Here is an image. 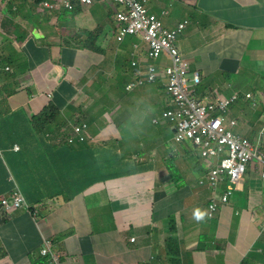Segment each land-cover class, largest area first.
Returning a JSON list of instances; mask_svg holds the SVG:
<instances>
[{
    "label": "crops",
    "instance_id": "crops-1",
    "mask_svg": "<svg viewBox=\"0 0 264 264\" xmlns=\"http://www.w3.org/2000/svg\"><path fill=\"white\" fill-rule=\"evenodd\" d=\"M147 7L168 29L189 21L176 45L204 80L227 59L248 69L243 87L257 73L247 91L262 97L264 112V0H149ZM38 8L35 0H0V26L6 21L16 33L0 32V205L18 186L36 213L32 220L15 211L0 227V264H48L39 255L43 239L61 264H168L171 227L181 264H236L253 252L262 237L253 216L264 223V180L251 173L228 207L195 219L212 195L200 184L210 165L188 144L173 149L174 135L164 141L172 130L160 118L167 106L162 79L125 91L135 76V44L146 60L141 36L118 42L114 14L99 1L72 13ZM84 29H101L96 45L104 54L85 51L84 37L72 42ZM52 104L61 126L43 135L33 117ZM84 115L90 138L69 143L71 124ZM259 119L251 118L248 138ZM132 127L146 139L129 136ZM154 143L168 153L150 156ZM258 255L255 264H264V252Z\"/></svg>",
    "mask_w": 264,
    "mask_h": 264
},
{
    "label": "built area",
    "instance_id": "built-area-1",
    "mask_svg": "<svg viewBox=\"0 0 264 264\" xmlns=\"http://www.w3.org/2000/svg\"><path fill=\"white\" fill-rule=\"evenodd\" d=\"M76 1L82 5H91L95 0ZM115 1L125 7V10L119 11L116 17L118 41H122L127 35L140 34L147 43L148 58L161 60L159 67L147 66L148 79L146 81L154 83L160 75L167 78L165 92L170 109L165 111L163 116L175 127L177 140L179 142L189 140L198 146L216 145V148L224 151L228 149L229 156L223 160L220 169L213 171L212 180H216L226 171L232 175L233 179L238 180L246 165L253 160L260 163L264 176V156L261 153L260 143H253L236 136L232 129L237 125V121H232L229 125L224 116L230 104L237 97L228 100L215 96H196L195 86L200 84L201 76L198 73H191L190 62L183 58L175 47L177 33L185 25H180L178 31L167 30L162 21L149 12L145 5L148 0ZM43 5L45 8L54 10L62 6L71 8V0L45 2ZM141 61V59L135 60L133 66H138L140 69ZM166 61L169 62L166 63ZM136 74L141 75L142 72L137 70ZM138 83L142 84L144 80L139 78ZM261 136H264V127L260 133ZM15 148L18 149V147ZM223 200H228L227 195ZM3 204L9 210L18 209L25 205L24 197L18 193L14 196L12 204L8 201H3Z\"/></svg>",
    "mask_w": 264,
    "mask_h": 264
},
{
    "label": "clouds",
    "instance_id": "clouds-1",
    "mask_svg": "<svg viewBox=\"0 0 264 264\" xmlns=\"http://www.w3.org/2000/svg\"><path fill=\"white\" fill-rule=\"evenodd\" d=\"M57 1H59V0H45L44 2L39 4V8H41V10L38 8V11L44 12L45 7H44L43 4L45 2L55 3ZM96 1H98V0H95L91 5H82L80 2H78L76 0H71V8L62 6L60 9L66 8V9H69V10H73L74 6L76 4H79L81 6V8L90 7ZM140 1H143V0H140ZM113 2H115V4L117 6L121 7V8H117L116 13L113 15V20H114V24L116 26L117 35H118L117 20H116L117 13L119 11L125 10V7L122 4H120L119 2L115 1V0H113ZM147 2L145 3L146 7H147ZM60 9H57V10H60ZM51 10H54V9H51ZM149 12H150V10H149ZM150 13L153 14L152 12H150ZM155 16H157V15H155ZM159 19L162 21L161 18H159ZM162 23H163V21H162ZM182 24H184L185 26H184L183 29H181L177 33V38H176V41H175V47L177 48L179 54L183 58L187 59L190 62L191 73L192 74L193 73H198L199 76H201L200 84L195 86L196 96L197 97L215 96L217 98L220 97V98H224V99H228V100H232L234 97H237L236 100L233 101L230 104L227 112L224 113V116H225V118L227 120V124L230 125L232 121H237V125L234 126V128L232 129L233 133L236 136L243 138L244 140H249V141H251L253 143H258L259 142L260 145H261V153L264 156V150H263V144H262V139H264V136L260 137V133H261L263 127H264V124H263V126L261 125L262 127L259 130V132H257L256 135H254V139H250L248 137L242 136L237 131H235V129L239 126V119L234 117V116H232V114H231L232 112L235 111V108L237 107L238 104H240V103L245 104V108L242 111L241 116H244L246 118L245 120L242 121V123L245 124V125H243V127L247 126L250 123L252 117L255 116V117L261 118V116L264 114V112L260 110L262 108L261 104L263 102L262 101V97L260 95L256 94V93H253L251 91H247V90H251V89H246L245 85L243 87L241 79H239L238 81L234 80L232 78L233 74L231 72L230 73L229 72H225L226 80H227L226 88H221L220 86L215 88V87L212 86V88L211 87H206L208 89H206V88L202 89V86H203V83H204L203 81H205L207 78L204 80L203 73H201L200 71L195 70L193 68V62L191 61V59H189V58L185 57L184 55H182V53L179 51V49H178V47L176 45V42H177L179 34L186 28V26L189 24V21L186 20L183 23L179 24L176 29H168V28L165 27V25L163 23L164 27L167 30H176V31L179 30V27ZM117 35H116V39H117ZM138 35H140V34H138ZM128 36H137V35H127L122 41H118V39H117V41L122 43ZM143 42L147 46V43L144 40H143ZM134 46H139V44H135ZM139 48H140V46L138 48L135 47V57L131 61V66L134 69L135 76H134V78L131 77V80L126 84V86H125L126 92L127 93H132L140 86H143L145 84H156V83L159 82L160 79H162L163 80L162 85H163V88H164V93H165V96L167 98V106H166V109H165V111H167V110L170 109V107L168 106V102H169L168 101V96L166 95V92H165L167 78L160 75L158 77V79L156 80V82H154V83H149V82L146 81L148 79L147 66L148 65H155V66L159 67V65L161 63V60L160 59H156V60L149 59L148 58L147 48H146V51H147L146 52V60L145 61L142 60L138 56ZM137 59H141L142 60L141 63H140V69H139L138 66H133V62L135 60L137 61ZM142 62L146 63L145 64V68H146V72L145 73L142 70ZM168 62L169 61H166V63H168ZM137 70H140L142 72V74L141 75H137L136 74ZM139 78L144 80V83L139 84L138 83ZM232 80L234 81V83H232ZM201 89L204 91L202 94L199 93V91ZM230 89H233V91L229 92ZM49 97H51V94H49ZM164 112L162 113L161 119L164 120V121H167V119L164 118V116H163ZM155 121H157V122H155ZM159 121H160V119H154V123L155 124L158 123ZM170 125H171L172 134L174 135V139H173V142H172L173 149H175L177 146L188 144L190 147H192V148H194V149H196L198 151V155L202 159H206L205 163H208L210 165V168L208 169L207 173L201 178L200 184L201 185H205V183H207L209 185L211 191H212V195H211L210 200H209V202L207 204V208H206V211H205L206 213L201 212L199 210L196 211L195 219L197 221L202 220L205 217V215L207 216L208 219H212V218H214L216 216V214L220 210H222L225 207H228L230 205L231 199L233 198V196L236 193V191H243L242 189L245 186L246 176H250L251 173L256 172L260 176V178L262 180H264V176L262 175V172H261V165L256 160H253L252 162H250V163H248L246 165L245 170L242 172V175H241V177L238 180L233 179L232 175L229 172H227V171L224 172L223 174L219 175L216 180H212L213 171H215L217 169H220L222 167L223 160H225L229 156V152H227L228 149L225 150V151L224 150H220V149L216 148V145H211V146L201 145V146H198V145H194L189 140H186V141H183V142H179L177 140V133L175 131V127L173 126V124L171 122H170ZM77 129H80V131H77ZM73 132H74V137L69 139V143H75L76 141H79V142H83L84 141L83 143H85L90 138L89 127H88L87 123H83L82 125H75L73 127ZM175 152H176V150L174 151V153ZM18 193L22 194V192L19 190V187L15 186L14 190H13V193H12L11 196H9V198H5V197L2 198L1 206L4 209V211L6 212L5 214L7 216H9L10 218H12L11 214H13L15 211L26 210L28 212V214L31 216L32 220H34L35 219L34 216L36 215V213H34L31 210L30 206L25 201V197H24L23 194L22 195L24 197V202H25V205L23 207H20L18 209H14V210H9L3 204V201H8L9 203L12 204L14 202V196L16 194H18ZM225 195H227V197H228L227 201L223 200ZM253 220L256 221L258 223V225L260 226V228L262 229V231H261L262 237L254 245L253 252H251L248 255L243 254L242 258L236 264H244V261L246 259H248L249 257H251V264H255L256 259L259 256L258 255V250H261V251L264 252V223L262 222V218H257L255 216H253ZM174 233L176 234V231ZM132 240L134 241V239H132ZM258 244H260V245L258 246ZM167 254H168V248H167ZM39 255H40V257H42L45 260H47L48 264H61L60 256L52 250V245L47 240H44V239L42 240L41 246H40V249H39ZM168 264H169V256H168Z\"/></svg>",
    "mask_w": 264,
    "mask_h": 264
},
{
    "label": "trees",
    "instance_id": "trees-1",
    "mask_svg": "<svg viewBox=\"0 0 264 264\" xmlns=\"http://www.w3.org/2000/svg\"><path fill=\"white\" fill-rule=\"evenodd\" d=\"M44 1L45 0H35V4L39 5ZM78 8H81V6L79 4H76L73 10H69L66 8H62L60 10H51V9L45 8L44 11L53 12L56 14H60L63 12L72 13V12H77ZM101 32H102L101 29H95L94 31H88L85 29L81 30L79 31L77 38L72 39V42H75L77 39L84 37V50L85 51L90 52V53L95 52L99 54H104V52L96 45V42L101 35ZM123 69L125 70V66ZM121 80H122V77L119 78V81ZM232 83H234L233 80H232ZM232 91L233 89H230L229 92H232ZM58 114H60V110L56 109L55 105L52 104L51 106L46 108L40 115L33 117L34 126H35L36 131H40L41 133H43V135H45L46 133L50 132L53 126L55 128H60L61 126L60 122L56 121V117ZM231 114L232 116L236 118H242L243 120L246 119L244 116L237 114L236 111L232 112ZM166 122L170 124L168 120ZM83 123H87L85 115H84V121L83 119H78L71 124V127H74L75 125H82ZM156 124L159 125L161 123L159 121ZM263 124H264V114L259 119V126H257L256 129L254 130V134L259 132ZM253 126H256V122H254ZM128 135L131 137H135L138 141L140 140L144 141L146 139L143 130L137 127L130 128V130H128ZM174 232H175V229L171 227L170 235L167 240L169 264H181V254H180L179 242H178L177 235ZM259 245L260 244H258V246ZM244 264H251V257L246 259L244 261Z\"/></svg>",
    "mask_w": 264,
    "mask_h": 264
},
{
    "label": "rangeland",
    "instance_id": "rangeland-1",
    "mask_svg": "<svg viewBox=\"0 0 264 264\" xmlns=\"http://www.w3.org/2000/svg\"><path fill=\"white\" fill-rule=\"evenodd\" d=\"M98 1L103 6L109 7V12H111V14L116 13L117 5L115 4V2H113V0H98ZM99 12L104 13V10L99 9ZM0 32L5 33V34L10 35V36H13V34H16L14 32V28H8L7 27L6 21L1 22ZM228 60L229 59L226 60V67L225 66L214 67L213 69H211L208 72V74H206L207 79L204 81L202 89H205L206 87H210V86H213L215 88H217L218 86H220L221 88H226L227 80H226L225 72H227V70L231 71V73L233 74V79L236 81L241 79V77L248 78V69L245 67V65L243 64L242 61H240L236 58L234 60H231V63H229ZM258 78H259V75L257 73H252L251 78H249V81H251V84L249 85L248 83H246L245 88L252 90L255 80L257 81ZM202 89L199 91L200 94H202L204 92ZM147 107H148V103L143 102L139 108L141 110H144ZM244 108H245V104L240 103L237 105L235 111L239 115H241ZM108 109L113 110L112 108H108ZM108 112H110V111H108ZM238 119H239V126L235 129V131H237L242 136L247 137V135L250 133V127L245 126L243 128H240V126H242L243 119L242 118H238ZM255 119H257V117H255ZM93 126H95V125H93ZM157 135H158V133H157ZM168 135L169 136L164 138V141H166V143H168L169 140H171V138H173L172 132L168 131ZM111 136H112V134H110L108 137H111ZM108 137H107V139H109ZM168 149L169 148H167V146H161L159 149L158 143H154V144H152V149H151L149 154L151 156L153 151H156V150L168 153ZM202 188L209 189L210 187L207 183H205V185ZM197 210L204 212L202 206H200ZM203 220L206 221V216L203 218Z\"/></svg>",
    "mask_w": 264,
    "mask_h": 264
},
{
    "label": "water",
    "instance_id": "water-1",
    "mask_svg": "<svg viewBox=\"0 0 264 264\" xmlns=\"http://www.w3.org/2000/svg\"><path fill=\"white\" fill-rule=\"evenodd\" d=\"M6 212L4 211V209L2 208V206L0 205V227L2 226V225H4L5 224V222L7 221V220H9V216H7L6 214H5Z\"/></svg>",
    "mask_w": 264,
    "mask_h": 264
},
{
    "label": "bare ground",
    "instance_id": "bare-ground-1",
    "mask_svg": "<svg viewBox=\"0 0 264 264\" xmlns=\"http://www.w3.org/2000/svg\"><path fill=\"white\" fill-rule=\"evenodd\" d=\"M84 142V141H83Z\"/></svg>",
    "mask_w": 264,
    "mask_h": 264
}]
</instances>
